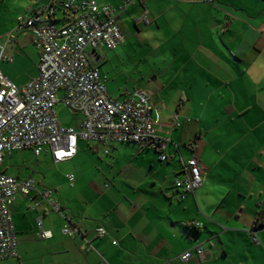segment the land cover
I'll return each mask as SVG.
<instances>
[{"label":"crops","instance_id":"0c3cea01","mask_svg":"<svg viewBox=\"0 0 264 264\" xmlns=\"http://www.w3.org/2000/svg\"><path fill=\"white\" fill-rule=\"evenodd\" d=\"M48 2L0 0V70L16 87L37 75L40 56L35 34L18 29L17 17ZM98 2L116 8L120 0ZM143 8L151 22L138 26ZM116 20L125 42L95 50L101 80L114 100H124L135 87L150 93L156 133L170 139L167 160L148 144L80 140L69 161L57 163L50 151L42 153L54 167L66 169L51 184L10 175L2 164L5 174L31 178L38 190L52 189L63 214L80 230L59 243L47 219L54 213L64 227L67 221L33 192L19 194L11 207L16 235L17 229L34 232L54 247L63 245L66 264L100 263L96 252L81 249L83 238L109 264H264V225L255 224L264 223V0H135ZM54 22L64 23L61 13ZM109 63L144 64L128 87L115 83ZM75 114L76 124H60L79 129L82 118ZM193 156L204 182L182 198L174 182ZM39 219L52 237H39ZM191 223L198 224L196 231ZM98 227L107 235L99 237ZM196 246L205 250L203 261ZM75 247L78 258L71 252ZM188 250L193 257L182 262Z\"/></svg>","mask_w":264,"mask_h":264},{"label":"built area","instance_id":"2783aa9c","mask_svg":"<svg viewBox=\"0 0 264 264\" xmlns=\"http://www.w3.org/2000/svg\"><path fill=\"white\" fill-rule=\"evenodd\" d=\"M134 1L120 0L114 8L98 0H49L45 5L27 8L25 14L17 17L18 29H28L35 34L40 56L37 75L22 87H16L0 70V167L6 154L27 149L33 150L37 157L50 151L57 163L69 161L77 154L80 140L148 144L161 154L162 161L167 160L164 151L170 139L156 133L158 122L153 116L150 93L135 87L124 100L110 98L95 61L94 52L98 48L114 50L125 42L116 15ZM58 13L64 20L62 25L54 22ZM150 22L149 11L143 8L135 23L139 26ZM0 49L2 60L3 48ZM8 59L12 61L11 57ZM59 92L63 93L61 100ZM60 101L81 115L79 129L60 124L55 112ZM174 125H179L177 118ZM184 174L174 182L182 198L203 185V170L197 157L184 163ZM68 179L73 182L74 175H68ZM33 192L41 195L67 221L63 235L80 234L79 228L71 224V219L53 199L52 189L38 190L31 178L18 180L0 170V261L17 256L11 207L19 194L29 196ZM38 227L39 237H52V232L42 229L40 219ZM97 233L104 237L108 232L98 227ZM83 239V251H94L100 257L99 264H109L89 240ZM194 250L203 261L204 248L196 246ZM192 257L191 250L180 255L182 262H189Z\"/></svg>","mask_w":264,"mask_h":264},{"label":"rangeland","instance_id":"374dc122","mask_svg":"<svg viewBox=\"0 0 264 264\" xmlns=\"http://www.w3.org/2000/svg\"><path fill=\"white\" fill-rule=\"evenodd\" d=\"M118 22V21H117ZM144 63H112L107 64L109 69L116 77V84H124L132 87L139 79L140 68ZM63 93L59 92L61 100ZM55 112L58 119L63 125L76 124L78 117L71 112L65 104L60 101L55 106ZM81 123V122H80ZM3 168L6 172L13 176H32L37 180H43L45 184H51L55 179L62 178L66 171L65 168L54 167L49 161L45 160L44 155L41 157L35 156L33 150L27 149L23 151H14L7 154L4 158ZM62 187H59L58 192L61 193ZM51 221L59 243L72 240L69 236L61 234L62 228L65 226L60 217L54 213L51 214L47 221ZM17 256L10 257L0 261V264H66V260L62 255L63 245L52 246L51 242L39 239L34 232L25 234L17 229ZM76 254V258L80 256L79 248L75 247L71 251Z\"/></svg>","mask_w":264,"mask_h":264},{"label":"trees","instance_id":"16d2710c","mask_svg":"<svg viewBox=\"0 0 264 264\" xmlns=\"http://www.w3.org/2000/svg\"><path fill=\"white\" fill-rule=\"evenodd\" d=\"M256 226H262V225H264V223H262L259 219H257V221H256ZM190 228H193L194 229V231H196L197 230V227L196 226H189Z\"/></svg>","mask_w":264,"mask_h":264}]
</instances>
